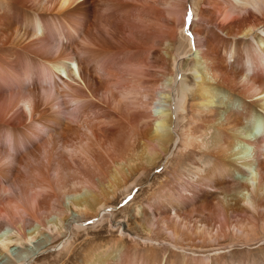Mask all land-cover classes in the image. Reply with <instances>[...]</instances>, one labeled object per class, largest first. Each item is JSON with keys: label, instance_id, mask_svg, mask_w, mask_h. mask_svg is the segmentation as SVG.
<instances>
[{"label": "bare ground", "instance_id": "bare-ground-1", "mask_svg": "<svg viewBox=\"0 0 264 264\" xmlns=\"http://www.w3.org/2000/svg\"><path fill=\"white\" fill-rule=\"evenodd\" d=\"M236 1L0 0V264L100 217L178 128L174 182L140 212L149 238L129 243L119 223L74 263L231 264L195 257L264 235V0ZM193 212L210 224L196 236L180 223ZM246 258L264 261L234 260Z\"/></svg>", "mask_w": 264, "mask_h": 264}, {"label": "rangeland", "instance_id": "rangeland-1", "mask_svg": "<svg viewBox=\"0 0 264 264\" xmlns=\"http://www.w3.org/2000/svg\"><path fill=\"white\" fill-rule=\"evenodd\" d=\"M238 1L240 3H243V1L241 0H238ZM190 11H191V8L188 4L187 5V12H188L187 24L193 21V19L190 17V14H191ZM189 59L191 60L192 57L187 58L186 60L180 61L181 63L180 62L178 63L177 70H179V75H178L179 77H183V73L181 71L185 69V62ZM186 74H187L185 78L186 83H189L190 86L193 87V90H197L199 80H195V77L191 75L190 72H187ZM176 95L179 96L178 91ZM176 132L177 133H174L175 143L173 144L169 155L163 157V159L156 166L151 167L149 171H147L148 173L147 172L145 173L146 175L139 177L137 180L138 186L132 188L131 191L127 195H120V197L115 202H112V206H109L108 210H106L105 213H103L100 217H97L93 221L84 222L83 226L85 228L82 227L83 229H80V230L76 228V229H72L70 232H67L65 234L66 236L60 238V240L56 244L47 247L42 252H39L33 258H31L28 261V264H67L68 261H69L68 264H75L73 259L77 258L78 256H80V254L84 253V251L86 250L85 248L87 246L92 245V243H95V241L98 242L102 240H107L111 238L112 233H114V236L119 237V235L121 234L118 228L119 223H121V226H123L122 229L125 227L130 231L129 234H127L126 236L127 237L126 240H128L129 243H131V241L133 242V239L135 238H137L138 242H142L144 238H149L146 235V232L144 229V220L143 218H141L140 212L143 206L148 205L146 203L148 202V197L150 196L149 194L151 192V191L148 192L149 189L150 190L158 189L157 187L160 184L164 185L165 183H169L170 181L174 182V180H171L173 170H174L172 168L174 165H176L179 162L181 154L184 153V149L181 147L179 148V145L181 144V140H182V138H180L181 137L180 128H178ZM185 159H186L187 164L183 165L182 168H178L176 171H177V176L180 175L179 178L184 179L185 177L186 179H188L191 175H193L192 166L191 164H189V158L185 157ZM232 187L234 189H232L231 193H234L235 186H232ZM217 198H222V196L221 195L214 196L213 200L215 201L213 202H214V206L216 207L218 206V201H219ZM148 210L150 211V209ZM106 214L108 215L106 216ZM204 218H205V214H201L200 212H193V215L190 218L180 219V223L188 227L189 231L193 229L191 233H194L193 235L196 236L197 227L200 226L202 223H203L202 225L208 223L205 221ZM214 224H213L214 228H217L218 222L214 221ZM114 225H117L118 227L117 226L114 227ZM207 225L210 226V224H207ZM164 233L165 231L161 232L162 235H164ZM262 235L263 234H260V236L257 237L256 241L255 240L250 241L249 242L250 244H248L247 246H245V244L241 243L240 241L238 242L239 243L238 245L236 244L234 249L232 247V248H228L227 251L225 250L226 253L224 252V250H221L218 252L217 251L208 252L205 254L201 252L198 254L200 256H196L195 259H198L199 261H201L203 260L202 255L209 256L210 254H212L211 258L213 262H215L216 260L220 261V259L225 258V259H229L231 264H234V262L238 264V262H236L235 260H237L238 257L240 258L245 257V255L262 254V257H263L264 256V235L263 236ZM167 239L170 240L171 238H167ZM233 241H235V238L233 236H230L228 240H226V243L229 244V242L231 243ZM163 243H166V242H163ZM64 245H66V249L63 248ZM144 246L145 245L141 243V247L143 249H144ZM161 246L164 248L169 245H166V246L161 245ZM169 252H171V249L168 250V253ZM247 260H249V258L244 259L246 264L248 262ZM263 263L264 261L261 264Z\"/></svg>", "mask_w": 264, "mask_h": 264}]
</instances>
